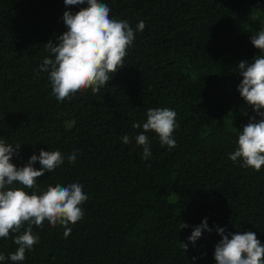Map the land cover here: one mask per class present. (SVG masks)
Here are the masks:
<instances>
[{"label":"trees","instance_id":"16d2710c","mask_svg":"<svg viewBox=\"0 0 264 264\" xmlns=\"http://www.w3.org/2000/svg\"><path fill=\"white\" fill-rule=\"evenodd\" d=\"M102 2L110 18L133 29L143 21L145 28L135 32L109 85L60 102L48 73L39 70L52 55L44 44L57 43L67 30L66 10L87 5L0 0V139L21 144L11 159L17 167L40 149L63 154L64 162L27 191L79 182L88 197L67 237L60 224L33 225L39 242L24 261L7 257L27 223L0 237L6 258L0 264H216L222 239L216 226L225 234L252 231L264 244V166L256 171L229 158L255 115L238 91L236 69L262 54L251 36L264 29V0ZM157 107L176 112V146L161 145L149 131L152 154L145 160L135 137L144 131L147 110ZM73 152L74 163L67 159ZM205 218L213 231H203L193 245L187 237ZM181 222L189 227L180 229Z\"/></svg>","mask_w":264,"mask_h":264},{"label":"clouds","instance_id":"9594fccd","mask_svg":"<svg viewBox=\"0 0 264 264\" xmlns=\"http://www.w3.org/2000/svg\"><path fill=\"white\" fill-rule=\"evenodd\" d=\"M64 2L66 6H87L75 13L66 10L63 22L67 30L57 37V43L49 40L44 44L52 55L43 58L39 70L48 73L52 94L60 102L81 90L91 88L93 93H97L102 86L109 85L113 75L124 67V58L135 39V32L145 28L143 21L133 29L126 20L110 18V7L102 0ZM251 42L262 54L255 55L252 62L240 61L236 71L242 76L238 91L245 102L252 106L255 115L241 129L237 148L229 153V158L232 161L240 158L242 167L259 171L264 166V29L252 34ZM177 126L174 110L167 107L149 108L147 120L142 124L144 131L135 137L137 144L143 146L142 158L147 160L152 154L147 132L154 131L161 145L173 148L176 146L173 132ZM133 127L140 128L141 124L134 123ZM122 142L130 143L129 137L123 136ZM20 147V143L11 144L0 139V237L6 238L10 232L20 233L25 223L28 225L15 236L14 243L18 247L7 257L12 262L24 261L26 250H32L39 242V237L33 234V225L42 228L45 220L53 227L60 224L64 226L67 237L71 232L69 223L75 224L82 219L84 212L81 205L88 199L79 182L67 186L50 185L40 193L27 191L36 189L37 178L60 166L64 156L59 150L40 149L39 155L33 153L25 165L17 167L11 159L14 155H20ZM67 159L74 163L76 152ZM37 161L41 165L38 169L34 167ZM187 227L186 222L179 225L180 229ZM205 230L213 231L207 218L193 226L187 240L195 245ZM215 230L222 237L215 246L216 264H264V244L256 233L246 230L225 234V228L219 226ZM180 247L187 252V243L181 241ZM5 259L0 254V261Z\"/></svg>","mask_w":264,"mask_h":264}]
</instances>
